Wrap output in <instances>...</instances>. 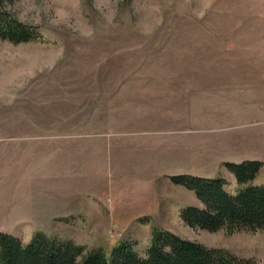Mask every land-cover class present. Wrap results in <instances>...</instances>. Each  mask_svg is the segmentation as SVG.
<instances>
[{"label": "rangeland", "instance_id": "1", "mask_svg": "<svg viewBox=\"0 0 264 264\" xmlns=\"http://www.w3.org/2000/svg\"><path fill=\"white\" fill-rule=\"evenodd\" d=\"M4 5L44 40L0 38L1 229L145 254L159 227L264 264V232L187 226L200 201L167 179L237 191L223 163L264 162V0Z\"/></svg>", "mask_w": 264, "mask_h": 264}, {"label": "trees", "instance_id": "2", "mask_svg": "<svg viewBox=\"0 0 264 264\" xmlns=\"http://www.w3.org/2000/svg\"><path fill=\"white\" fill-rule=\"evenodd\" d=\"M0 0V38L13 43L37 42L43 39L38 26L11 15ZM239 189L230 191L224 176L207 177L189 173L169 175L176 185L192 191L200 205L181 209V219L191 228L209 232H264V184L256 180L264 167L258 159L242 162L225 161ZM0 264H259L255 258L206 245L199 240L181 237L173 231L155 227L145 254L135 243L121 241L107 253L103 247L87 248L68 238L36 231L29 241L0 231Z\"/></svg>", "mask_w": 264, "mask_h": 264}, {"label": "crops", "instance_id": "3", "mask_svg": "<svg viewBox=\"0 0 264 264\" xmlns=\"http://www.w3.org/2000/svg\"><path fill=\"white\" fill-rule=\"evenodd\" d=\"M224 170H225V167H224ZM225 172H226V173L228 172L229 174H231V175L233 176V174L230 173L228 170H225ZM233 177H234V176H233ZM234 178H235V177H234ZM167 179H169V178L167 177ZM169 180H170V179H169ZM169 182H171V181H169ZM170 184H171V186H173V187H178V188H182V187H183V186L176 185V184H173V183H170ZM183 188H185V187H183ZM183 188H182V189H183ZM118 203H119V202H115V206H117ZM180 207H181V206H180ZM180 207H179V208H180ZM182 208H183V207H182ZM182 208H181V209H182ZM0 231H4V230L0 228Z\"/></svg>", "mask_w": 264, "mask_h": 264}]
</instances>
